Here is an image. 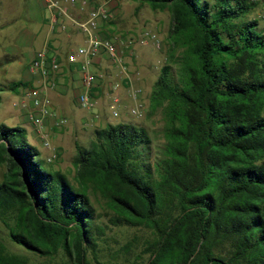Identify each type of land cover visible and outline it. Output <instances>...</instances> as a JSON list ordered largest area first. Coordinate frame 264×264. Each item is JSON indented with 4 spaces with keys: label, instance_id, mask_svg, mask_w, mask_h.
Listing matches in <instances>:
<instances>
[{
    "label": "trees",
    "instance_id": "1",
    "mask_svg": "<svg viewBox=\"0 0 264 264\" xmlns=\"http://www.w3.org/2000/svg\"><path fill=\"white\" fill-rule=\"evenodd\" d=\"M141 1L172 17V60L150 97L165 119L163 156L152 160L145 128L108 123L90 147L77 146L76 189L42 166L24 127L0 123V222L30 252L63 249L89 264L99 230L92 189L120 221L151 230L145 264H264V79L255 78L264 28L245 18L254 4ZM0 264L29 263L0 244Z\"/></svg>",
    "mask_w": 264,
    "mask_h": 264
},
{
    "label": "rangeland",
    "instance_id": "2",
    "mask_svg": "<svg viewBox=\"0 0 264 264\" xmlns=\"http://www.w3.org/2000/svg\"><path fill=\"white\" fill-rule=\"evenodd\" d=\"M250 2L254 5L245 18L256 19L259 22V28H264L261 21L264 0H250ZM119 3L120 10L112 23L114 28L110 30L111 35L137 37L142 32L151 30L158 35L161 42L160 48L152 42L136 44L135 56H130L127 48H120L132 83L145 91L144 116L137 118L129 113V108L134 102L129 95V83H120L125 75L119 70L116 71L117 79L114 80L121 84L118 103H113L112 98L100 99L96 110H87L76 106L72 101L71 92L68 91L62 98L66 112L63 109L57 111L59 118H67L66 124L61 127L54 125L55 121L51 124L47 120L45 122V129L51 143L60 152L56 161L48 163L46 157L50 153L49 150L44 147L40 133L28 120L26 110L18 104L22 89L18 93L7 89L0 92L2 98L0 123L24 127L27 130L28 141L41 151L42 166L51 172L56 170L63 172L76 189H81L74 163L77 146L90 147L95 138V131L108 123L126 122L145 128L152 141V160L163 156L162 151L166 142L165 119L161 107L152 109L150 97L162 67L172 60L171 12L168 9H153L141 0H120ZM45 16L48 17V11L44 0H0V87L28 76V67L35 58V53L48 39V31L44 28L41 31L37 30ZM81 45L82 43L76 41L71 48L76 50ZM178 54L179 52L175 55ZM258 59L260 70L257 71L255 78L263 80L264 49L259 50ZM176 68L177 65L172 64V72L175 73ZM52 99L59 101L58 97L52 96ZM111 105L119 111L118 116L112 115ZM76 115L87 117L82 120L85 126L80 124L77 129L75 128L72 120ZM261 116L264 117V108ZM5 171V165H0V182L3 180ZM88 194L96 209V224L99 229L96 239L87 249L86 257L89 264H145L149 258L147 245L154 237L151 230L145 226H134L127 221H120L115 217V212L108 200L99 191L90 189ZM8 232V229L0 222V244L4 246L5 253L8 255H18L29 264H78L77 260L67 256L63 249L47 255L30 252L13 243Z\"/></svg>",
    "mask_w": 264,
    "mask_h": 264
},
{
    "label": "built area",
    "instance_id": "3",
    "mask_svg": "<svg viewBox=\"0 0 264 264\" xmlns=\"http://www.w3.org/2000/svg\"><path fill=\"white\" fill-rule=\"evenodd\" d=\"M119 0H44L48 11V19L51 29H58L62 32L68 31L70 23L78 28L84 36V45L78 46L76 50L70 51L66 60L70 64H77L82 73V92L77 98L81 108L96 110L98 106V91L96 88L103 81L111 79L108 71H96L94 65L97 57L106 54L116 65L120 72L129 80V95L134 102L129 108V113L134 117H142L146 111L145 91L142 87L132 84L128 74L126 61L120 51L121 47L127 48L130 56H135L134 46L138 43L152 42L157 48L161 47L158 35L151 30L142 32L139 36L122 37L111 35L109 26L113 27L116 19V7ZM111 4H113L111 6ZM81 14V15H80ZM80 15V16H79ZM261 21L264 25V12L261 14ZM110 28V30H109ZM60 54L46 46L37 52L32 60L29 69L39 74L43 79L49 80L62 67ZM52 86H56L54 82ZM120 83H111L108 91V98L113 103H118ZM26 110L28 120L40 133L44 147L49 150L46 160L48 163L56 161L59 157V150L54 147L45 129V122L48 118H55L56 126H64L67 119L55 117V111L45 91L39 87H26L22 89V96L18 103ZM112 115L118 116L119 111L111 105ZM97 116V115H96Z\"/></svg>",
    "mask_w": 264,
    "mask_h": 264
},
{
    "label": "crops",
    "instance_id": "4",
    "mask_svg": "<svg viewBox=\"0 0 264 264\" xmlns=\"http://www.w3.org/2000/svg\"><path fill=\"white\" fill-rule=\"evenodd\" d=\"M92 1H94V0H92ZM119 2H120V0H119ZM119 4L120 3H118V6L116 7V10H117L116 13L117 14H118V11L120 10ZM112 5L113 4H111V6ZM109 27L114 28L112 26H109ZM43 28L45 31H48V33H47L48 39H46L44 45L41 48H39L37 50V52L44 49L46 46H48L51 49H53L54 51L58 52V54H60V56L62 58L61 70L59 72L55 73L49 80H45L39 74L32 72L28 67V73H29L28 76H26L20 80L29 83L28 87L42 88L45 91V94L48 96V98L51 102V106L55 111V117L59 118L57 111L65 109V104L62 103V98L64 97V95H63L64 93L70 91L71 95H72L73 103L76 106H79L77 103V98H78L79 94L82 92V77L83 76L79 70V66L77 64L73 65V64L68 63L66 60V56L70 53V51L73 50V48H71V46L73 44H75L76 41L82 43V45H84L85 41H84V36L82 35V33L78 30V28L73 26L72 23H70V27H69L68 31L62 32L58 29L52 30L51 25L49 23V19L45 16L43 23L38 25L37 30L41 31ZM110 28H109V30H110ZM68 47H70L71 49H69ZM61 49H63V51H61ZM37 52L35 53V55L37 54ZM33 57H32V59H33ZM94 69L96 71H99V70L108 71L111 74V79L109 78V80L103 81L96 88V90L98 91V95H97L98 100L107 99L108 98L107 93L110 90V84L113 83L114 80L117 79L116 71H118V70L120 71V69L116 65L112 64L111 59L106 54H101L99 57H97L96 64L94 65ZM52 82H54L56 84V86H52L51 85ZM115 83H117V82H115ZM118 83H119V81H118ZM120 83H123V84L129 83L130 84L129 80H127L126 78H123V80H121ZM120 86H121V84H120ZM21 89H23V88H21ZM118 93L120 94V92H118ZM51 95L54 97H58L59 101H53ZM64 112H66V110H64ZM86 118L87 117H85V116L76 115L72 120L73 123L75 124V128L77 129L80 124L85 126L86 124L83 123L82 120L86 119ZM54 119L55 118H48L47 121H49V124H51L52 122H54ZM93 123H91V124H93ZM50 126H52V125H50ZM52 128H53V126H52ZM54 129H57V128H54Z\"/></svg>",
    "mask_w": 264,
    "mask_h": 264
}]
</instances>
